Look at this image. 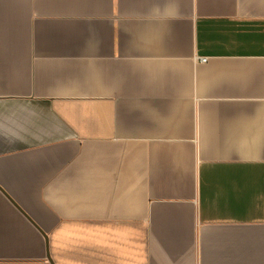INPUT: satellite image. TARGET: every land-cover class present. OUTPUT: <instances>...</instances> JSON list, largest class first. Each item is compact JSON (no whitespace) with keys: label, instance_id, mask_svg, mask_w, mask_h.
<instances>
[{"label":"crops","instance_id":"1","mask_svg":"<svg viewBox=\"0 0 264 264\" xmlns=\"http://www.w3.org/2000/svg\"><path fill=\"white\" fill-rule=\"evenodd\" d=\"M51 261L264 264V0H0V264Z\"/></svg>","mask_w":264,"mask_h":264},{"label":"built area","instance_id":"2","mask_svg":"<svg viewBox=\"0 0 264 264\" xmlns=\"http://www.w3.org/2000/svg\"><path fill=\"white\" fill-rule=\"evenodd\" d=\"M199 60H200L201 62L205 63V62H207L208 58H206V57H201V58H199Z\"/></svg>","mask_w":264,"mask_h":264},{"label":"water","instance_id":"3","mask_svg":"<svg viewBox=\"0 0 264 264\" xmlns=\"http://www.w3.org/2000/svg\"><path fill=\"white\" fill-rule=\"evenodd\" d=\"M51 263L54 264L53 261H51Z\"/></svg>","mask_w":264,"mask_h":264}]
</instances>
